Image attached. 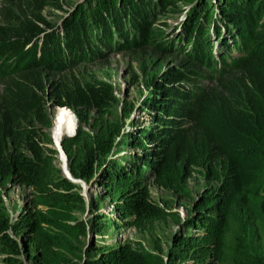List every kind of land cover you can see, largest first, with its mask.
I'll return each mask as SVG.
<instances>
[{"label": "trees", "instance_id": "1", "mask_svg": "<svg viewBox=\"0 0 264 264\" xmlns=\"http://www.w3.org/2000/svg\"><path fill=\"white\" fill-rule=\"evenodd\" d=\"M4 1L0 8V206L2 192L13 185L28 190L29 204L12 223L0 210L3 258L12 260L9 253L23 250L34 264H264V0H224L223 20L213 14V33L220 27H236L237 32L229 44L223 41L221 29L220 36L215 34L219 50L213 65L210 42L200 35L202 28L193 17L191 22H181L179 41L189 42L183 59L186 67L170 69L163 83L193 80L190 73L196 65L207 67L210 78L196 83L192 93L182 92L179 99L155 101L149 106L154 123L148 128L126 127L132 108H116L118 101L109 83L90 74L75 76L74 66L65 60L70 52L81 50L85 13L92 21L94 40L100 41L98 54L103 48L113 50L112 37L122 50L148 45L160 49L147 18L155 4L95 0L91 9L86 0L85 9L79 4L62 22L64 35L58 39L53 30L44 31L47 23L40 15L52 0ZM114 1L128 16L127 29L133 33L117 21ZM154 1L155 11L172 4V0ZM143 4L151 9H146V15L141 13ZM214 7L218 9L217 2ZM208 8L203 5L202 12ZM107 12L113 18L108 27L102 23ZM79 55L83 62V53ZM49 69L62 74L51 78ZM47 103L65 106L58 108L71 115L67 134L75 126L69 109L74 113L73 135L60 138L66 167L72 178L88 188L96 185L101 198L89 195L84 201L79 185L62 176L56 166L58 151L46 133L51 126ZM193 172L213 185L196 192L184 217L171 211L170 200L149 197L148 178L183 199L190 198L187 179ZM103 198L114 207L115 217L139 232L149 234L155 222L172 221L176 230L170 233L165 250L156 239L151 251L136 242L134 246L91 243L83 251L72 247V242L79 243L78 236L86 234V223L75 215L77 210L86 207V213L95 212L89 217L91 231L108 226L107 215L98 211ZM7 231L21 235L20 244ZM66 254L75 259L73 263Z\"/></svg>", "mask_w": 264, "mask_h": 264}, {"label": "rangeland", "instance_id": "2", "mask_svg": "<svg viewBox=\"0 0 264 264\" xmlns=\"http://www.w3.org/2000/svg\"><path fill=\"white\" fill-rule=\"evenodd\" d=\"M52 1L54 3L47 5L40 14L42 19H44V21L47 23V25H45L43 29L45 32L53 30L57 38L62 39L64 35V31H62L61 27L62 22L69 17L73 10H76L75 7H77L79 4L82 5V8L85 9L86 5L84 4V2L86 0ZM145 1H148L149 5L151 3L155 4V9L152 8V10L149 7H146L145 4H143L141 6V13L146 15V9L153 12L151 17L147 18L149 20L148 23L150 24V29L154 32V38H156V42L161 44L160 49L148 45V47H144L139 50H122L121 48L117 47L119 46L117 43V39L112 37L111 44L113 50L103 48V51H100V54H98L97 49L100 41L96 42L94 40V38H97V36L96 34L95 36L92 34V21L87 13H85L84 24L86 34L85 38L82 39L81 50L72 51V55L70 52V54L66 57L67 59L65 60L66 63H71L74 66L73 74L75 76L90 74L110 84L113 89V94L118 101L116 108H118V105L119 107L125 105L132 108L129 116L124 121L126 123V127L128 128L132 126H141L144 128L152 126L154 120L149 118V113L152 112L149 106L157 104L154 103L155 101L158 100L159 103H168L167 98L179 99L181 98V96H184L181 94L182 92L192 93L195 89V85L204 84L207 78H210L209 69L207 67L196 65L192 67V72L190 73L191 77H195L193 80H180L171 83H169L168 81L167 84L163 83V81L166 80V74L170 71V69H183L186 67L183 59L187 57L186 47L188 46L189 42L179 41V35L182 33V31L178 32L181 27V22L186 23L189 20L191 22L193 17V20L197 22V26L202 28L200 29L202 31L199 30L200 35L206 36L208 38V41L210 42L208 51L212 55V65L213 63L218 62L217 52L219 50V43L215 41L217 37L215 34H219V31L220 29H222V27H220V29L218 28V30L215 29V32L213 33L212 27L213 21H215L213 20V14H215V18L218 14L221 20H223V12L220 8H223L224 0H172V4L163 8V10L161 8L157 11H155L156 2L154 0ZM4 2V0H0V8L3 7ZM94 2L95 0H89L88 4L91 9L95 6ZM216 2L218 9L214 7ZM205 4H208L209 8L208 12L203 13L202 8L203 5L205 6ZM118 6L119 2L114 1L113 9L117 13V15L115 16L116 19H118L117 21L123 23L124 30L129 33H133L131 29H127L128 16L124 17V13H122L121 8ZM191 7L192 9L190 13L187 14V11ZM125 9L127 8L125 7ZM262 10H264V4L262 5ZM127 13L129 15L128 9ZM133 14L135 13L133 12ZM204 15H207V17L204 18ZM134 18L135 21H141L137 17ZM112 19L113 18L111 17V15H109L108 12L104 13V19L102 23H104V25L108 27ZM194 21L193 24H195ZM235 28L236 27H225L222 29L223 41L229 44L230 40H232L234 37H237ZM175 29H177L176 32H174ZM212 33L215 35V38L213 37L214 35H212V37L209 36ZM181 35L183 36V34ZM170 45L171 47L175 46L177 47V49H181L180 51L175 50V48L168 50L165 46ZM86 49H90V53L89 51L87 52ZM80 53H83L84 55L83 62H79L81 59V55H79ZM231 54L234 55V51H232ZM61 74L62 72L56 73L54 71H51L50 69L47 72V75L51 78H56ZM162 85H167L168 88H165ZM51 105L52 104L47 103L46 107V112L50 121L53 119L52 122L54 123V119H56L57 115H59V111L62 113V115L64 114L62 117L65 116L64 119H66L64 121V124L60 127L58 137L59 139L61 136H63V134L65 135L70 131L71 115L63 111L61 108H56L55 106ZM69 111L73 115L75 120L74 113L71 111V109H69ZM115 119L116 116L114 115L111 120L113 121ZM53 123L51 129L50 127L46 129V133H48V135H51V137ZM56 158V166H58L62 171V164L60 163L59 158ZM81 183L84 184L82 181L77 184L79 185V194L82 196L84 201H87L89 195L93 197L96 196L97 198L98 196L100 198L102 197V191H99V188L96 185L89 188L84 185L85 188H83L84 186L82 187ZM145 185L148 189L149 197L152 200L159 201L161 198L170 200L171 211L176 212L179 217H184V215L186 214V207L190 206L191 199L195 196L196 192H198L203 186L213 185V183L204 181L197 173L193 172L187 179L190 198L186 199L179 197L170 190L156 186L150 180V178H148ZM1 199L2 202L0 210L5 213V215L8 217V220L12 223L17 218L19 211L21 209H25L29 204L28 190L22 186H7L1 194ZM114 210V207H112L107 198H103L101 200L98 211L106 214V217L109 221L107 220L108 226L99 232H95L94 229L93 231H91L88 228L89 217L95 212L86 213V207L77 210L75 212V215L83 219L86 223V234L84 236H78L79 243L76 244L72 242L71 246H79L83 251L84 249H86L85 247L91 243L94 245H114L122 242H130L134 246L136 244L133 243L136 242L147 251H151L150 249H152V242L154 241V239H156L159 241L162 249L165 250V247L169 242L170 233L176 230L175 224L172 221L166 220L162 222H155V228L151 230L152 233H142L137 231L130 225H124V219L115 217L117 215ZM239 227L240 225L238 226V228ZM239 230L240 232H242L244 228L240 227ZM7 233L11 235V237H13L17 243L20 244L22 240L21 235L12 234L11 231H7ZM9 255H11L9 258H12V260L3 258V254H0V264H34L29 258L30 256L23 250H20V252L16 254L9 253ZM66 257L67 260L71 259L72 263L75 260L70 255L66 254Z\"/></svg>", "mask_w": 264, "mask_h": 264}, {"label": "bare ground", "instance_id": "3", "mask_svg": "<svg viewBox=\"0 0 264 264\" xmlns=\"http://www.w3.org/2000/svg\"><path fill=\"white\" fill-rule=\"evenodd\" d=\"M221 34H222V29H221ZM230 42V41H229ZM59 115H57L56 119H54V123H53V129H52V137L51 139L54 140V142H58V137H59V130H60V127L64 124V121L66 119L65 116L62 117V113L59 111L58 112ZM54 148L58 151V155H59V160H60V163L62 164V168H63V158H62V155L60 153V149L57 148V146H54Z\"/></svg>", "mask_w": 264, "mask_h": 264}, {"label": "water", "instance_id": "4", "mask_svg": "<svg viewBox=\"0 0 264 264\" xmlns=\"http://www.w3.org/2000/svg\"><path fill=\"white\" fill-rule=\"evenodd\" d=\"M52 123H53V122H52ZM74 123H75V122H74ZM73 132H74V130L72 131L71 134H65V135H66V136H71V135L73 134ZM50 138H51V135H50ZM51 141H52V145H53V147H54V146H57V148L60 149V153H61L62 158H63V168H62V171H61L62 176H64L65 178H67L69 181H71V182H73V183H79L80 180L72 178L71 175L69 174L68 170H67V167H66V158H65V155H64V153H63V151H62V149H61V147H60V138L58 139V142H57V143L54 142V140H52V139H51ZM81 185H82V187H83L85 184H82V183H81ZM83 188H85V186H84Z\"/></svg>", "mask_w": 264, "mask_h": 264}, {"label": "clouds", "instance_id": "5", "mask_svg": "<svg viewBox=\"0 0 264 264\" xmlns=\"http://www.w3.org/2000/svg\"><path fill=\"white\" fill-rule=\"evenodd\" d=\"M55 107L57 108V107H65V106H55ZM52 121H53V119L51 120V126H52ZM74 122H75L74 125H76V119L74 120ZM51 126H50V127H51ZM75 127H76V126H75ZM75 127H74V129H73L74 131H75ZM73 133H74V132H73ZM72 135H73V134H72ZM64 136H66V135H64ZM49 137H50V135H49ZM61 137H62V136H61ZM61 137H60V138H61ZM51 142H52V141H51ZM52 147H53V145H52ZM53 148H54V147H53ZM54 149H55V148H54ZM55 150H56V149H55ZM60 172H61V171H60Z\"/></svg>", "mask_w": 264, "mask_h": 264}]
</instances>
